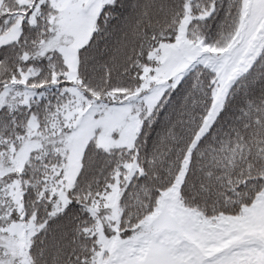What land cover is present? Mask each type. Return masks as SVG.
Here are the masks:
<instances>
[{"label":"snow or ice","instance_id":"1","mask_svg":"<svg viewBox=\"0 0 264 264\" xmlns=\"http://www.w3.org/2000/svg\"><path fill=\"white\" fill-rule=\"evenodd\" d=\"M0 264H264V0H0Z\"/></svg>","mask_w":264,"mask_h":264}]
</instances>
